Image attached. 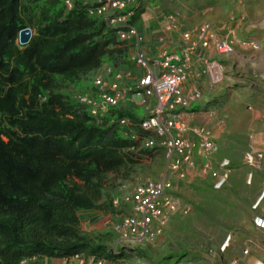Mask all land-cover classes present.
<instances>
[{
	"label": "trees",
	"instance_id": "trees-1",
	"mask_svg": "<svg viewBox=\"0 0 264 264\" xmlns=\"http://www.w3.org/2000/svg\"><path fill=\"white\" fill-rule=\"evenodd\" d=\"M154 1L126 2L124 15L132 14L128 24L138 29L142 46L149 41L140 19ZM95 6L89 0H0V264L71 262L75 256L85 264L91 259L179 264L199 255L153 260L138 247H110L81 229L82 213L129 215V206L122 203L118 211L112 202L122 197V182L140 160L158 153L166 165L163 148L141 147L150 138L158 142L156 137L120 125L124 119L136 125L144 120L134 106L108 108L94 117L76 101L95 92L97 77L134 69L131 46L118 41L111 25L89 15ZM25 29L32 35L21 46ZM62 86L72 92H62ZM104 238L114 242L119 236L112 231Z\"/></svg>",
	"mask_w": 264,
	"mask_h": 264
},
{
	"label": "built area",
	"instance_id": "built-area-1",
	"mask_svg": "<svg viewBox=\"0 0 264 264\" xmlns=\"http://www.w3.org/2000/svg\"><path fill=\"white\" fill-rule=\"evenodd\" d=\"M126 0H96V6L88 12L90 16L103 19L116 30L118 41L131 46L130 61L137 74L123 68L116 74L110 69L105 73L109 77H97L94 80L92 95L78 96L76 101L89 107L90 114H106L108 108H116L128 102L131 106H143L147 100L155 101L153 108L139 124L128 119L120 121V125L133 132L134 127L143 133L152 134L158 139L150 138L141 143L144 149L160 146L165 151L166 174L158 181L138 184L128 192H122V197L113 200L112 206L120 210L121 204L129 206V215L123 216L120 224L111 226L119 236L116 245L129 248L136 243H153L164 230L167 219L175 214L187 215L190 207L175 195L172 188L173 179L182 181L187 178L189 171L195 169V151H200L203 166L202 171L209 174L214 181L213 189L221 190L227 183L230 174L229 164L223 162L219 169L214 170L211 157L217 152L216 145L211 141L210 133L205 128H191L189 122L193 113L189 112L190 105L201 99V85L196 80L189 82V69L193 56L199 48H214L215 54L205 61L203 76H206L210 88L218 86L224 77L222 58L229 56L237 45L234 44L232 32L220 35L209 25L203 26L193 36L191 32L179 34L178 52H173L167 45L168 34L180 32V25L172 15L168 16L156 39V57L151 60L144 54L142 36L135 25L128 24L132 15L125 13ZM70 7L69 1L66 2ZM240 46L247 50L258 51L259 45L254 41L244 40ZM182 47V48H181ZM136 73V72H135ZM197 78H194V80ZM133 81L131 86L128 82ZM127 99L125 100V97ZM131 134L133 140L139 136ZM197 139V145L190 142L187 134ZM261 155L248 154L246 162L249 166L256 165V158ZM169 174V176H167ZM264 197V192L262 194ZM264 229V223L257 225ZM244 255L247 252L243 253ZM74 264H85L83 258L75 256ZM89 263L94 264L93 259ZM95 264H105L101 261Z\"/></svg>",
	"mask_w": 264,
	"mask_h": 264
},
{
	"label": "crops",
	"instance_id": "crops-1",
	"mask_svg": "<svg viewBox=\"0 0 264 264\" xmlns=\"http://www.w3.org/2000/svg\"><path fill=\"white\" fill-rule=\"evenodd\" d=\"M158 13L162 14L161 11ZM176 19L181 31L191 32L193 36L205 25L217 30V23L212 18L192 25ZM156 28V24H148L147 27L142 26L141 30L145 40L149 41V43L146 42L149 46L144 50V54L151 60L157 56L154 50L156 44L152 36L155 33L152 31ZM168 40L167 45L171 51L178 52L180 50H178L179 34L169 33ZM214 54L215 49L212 47L199 48L193 56L189 69V82L196 80L199 82L202 97L198 102L190 105L189 112L193 115L189 126L205 128L209 131L211 141L217 147V152L211 157L212 168L217 170L221 163H228L230 174L227 183L221 190H214L213 179L202 171L201 152L195 151V169L189 171L185 180L173 179L172 181L175 195L190 205L189 214L170 216L162 235L156 238L155 242L134 245L146 251L149 258L153 260H161L169 255L191 253L199 255L197 260L188 259L190 262L187 264H264V249L260 248L264 246V229L257 227L264 223V198H262L264 192V103H248L244 109L250 114L238 115L236 119L229 114L218 117L215 112H212L211 109L214 106L212 102L218 98L221 86L219 84L210 88L202 72L205 61L210 60ZM133 72L137 74L136 70ZM194 78L197 79L194 80ZM128 84L131 86L133 81ZM260 100H264V97L262 96ZM126 103L128 104L127 101ZM154 103L153 99H149L143 106L135 107V110L138 113L141 111L139 115L145 118ZM219 107L221 104L215 106L216 109ZM193 108H196V111H193ZM236 124L239 126L236 127ZM186 138L197 145V139L190 133L186 135ZM236 143L240 146L237 150L239 152L235 151ZM250 153L261 155L260 158L255 159L254 167L246 162V156ZM261 198L262 201L257 206ZM98 215L103 220L99 227H101V237L104 238L113 231L109 222L116 217L108 220L111 218L110 215ZM121 216L123 214L119 213L117 217L121 218ZM108 242H106L107 246H109ZM244 252L248 254L244 256ZM55 261L59 264H74L63 260H34L31 264H54ZM123 263L147 264L137 260Z\"/></svg>",
	"mask_w": 264,
	"mask_h": 264
},
{
	"label": "rangeland",
	"instance_id": "rangeland-1",
	"mask_svg": "<svg viewBox=\"0 0 264 264\" xmlns=\"http://www.w3.org/2000/svg\"><path fill=\"white\" fill-rule=\"evenodd\" d=\"M90 2L94 3L96 0H90ZM148 6L146 14L140 19L141 26L144 27H147L148 24L160 25L163 21L164 13H172L187 25L200 23L205 19L212 18L217 23L216 29L220 35L228 31L232 32L234 44L237 42V45H235L233 52L229 56L223 57L221 60L224 77L219 85L221 86L219 88V96L212 102L214 104L212 106L213 109H211L212 112H215L218 117L229 114V116H233L236 119L238 115L248 114L247 110L244 109L248 103H264V100H260L262 96L264 97V0H230L224 4L215 3V0H173L172 2L156 0L149 3ZM154 9H158L162 14H159V11ZM244 40L256 42L259 45V50L255 52L242 48L240 42ZM61 90L66 93L72 92V88L66 86H62ZM220 104L221 107L216 109L215 106ZM193 110H196V108H193ZM139 113L142 112L139 111ZM235 126L238 127L239 125L236 124ZM236 144L235 151L239 152L237 150L240 149V146H238V143ZM165 171L166 165L158 153L150 158L142 159L136 165L133 176L125 180V183L122 182L123 188L121 192H128L131 188L133 189L144 182L158 181ZM261 201L262 198L258 201L257 206ZM184 204L190 207L189 204ZM111 219L112 217L108 220ZM80 220L81 229L84 233L91 235L94 239L107 242L105 238L101 237L99 224L101 221L103 223V220L98 214L82 213L80 214ZM109 223L111 226H116L113 221ZM117 241L118 239L114 240V242L109 241L108 245L110 247L116 246ZM260 248L264 249V246ZM173 263L170 260L166 264ZM180 263L187 264L188 262L183 260ZM54 264L59 263L56 262Z\"/></svg>",
	"mask_w": 264,
	"mask_h": 264
},
{
	"label": "clouds",
	"instance_id": "clouds-1",
	"mask_svg": "<svg viewBox=\"0 0 264 264\" xmlns=\"http://www.w3.org/2000/svg\"><path fill=\"white\" fill-rule=\"evenodd\" d=\"M90 1V0H89ZM127 1H129V0H127ZM168 1H170V2H172L173 0H168ZM94 4V3H93ZM148 8H149V6H148ZM154 10H158V9H154ZM125 11H126V9H125ZM159 11V10H158ZM124 13V12H123ZM170 15H172V16H174L175 18H177V16L176 15H173V14H167V15H164L163 16V24H160V25H157V28H156V30H153L152 32H155L152 36H153V40H154V43L156 44V47H157V42H156V39L159 37V32H158V30L159 29H161L162 28V26L164 25V23H165V20H166V18L168 17V16H170ZM92 17H96V16H92ZM101 19V18H100ZM103 20V19H102ZM177 20V19H176ZM178 22V21H177ZM179 24V23H178ZM180 25V24H179ZM215 31H217V30H215ZM218 32V31H217ZM175 34H180L181 33V29H180V32H174ZM219 33V32H218ZM220 34V33H219ZM155 47V48H156ZM147 48V46H144V50ZM155 48H154V50H155ZM234 48H235V46H234ZM223 64V63H222ZM133 65V64H132ZM122 68V67H121ZM121 68H119V69H121ZM126 70V69H125ZM127 71H129V72H132L133 74H135L133 71H135V67H134V69H132V70H127ZM92 94H93V92H92ZM127 104V103H126ZM123 105H125V104H123ZM130 105V104H129ZM166 174V171H165V173H164V175ZM163 175V176H164ZM162 176V177H163ZM167 176H169V174L167 175ZM161 177V178H162ZM262 198H264L263 196H262ZM247 255V254H246ZM260 264H262V263H260Z\"/></svg>",
	"mask_w": 264,
	"mask_h": 264
},
{
	"label": "water",
	"instance_id": "water-1",
	"mask_svg": "<svg viewBox=\"0 0 264 264\" xmlns=\"http://www.w3.org/2000/svg\"><path fill=\"white\" fill-rule=\"evenodd\" d=\"M31 31L29 29H25L19 33V44L21 46H25L29 43L31 39Z\"/></svg>",
	"mask_w": 264,
	"mask_h": 264
}]
</instances>
